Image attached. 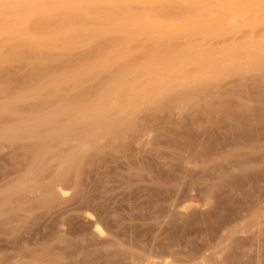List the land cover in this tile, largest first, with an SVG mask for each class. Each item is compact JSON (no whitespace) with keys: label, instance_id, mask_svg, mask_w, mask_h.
<instances>
[{"label":"rangeland","instance_id":"rangeland-1","mask_svg":"<svg viewBox=\"0 0 264 264\" xmlns=\"http://www.w3.org/2000/svg\"><path fill=\"white\" fill-rule=\"evenodd\" d=\"M263 3L0 0V264H264Z\"/></svg>","mask_w":264,"mask_h":264},{"label":"bare ground","instance_id":"bare-ground-1","mask_svg":"<svg viewBox=\"0 0 264 264\" xmlns=\"http://www.w3.org/2000/svg\"><path fill=\"white\" fill-rule=\"evenodd\" d=\"M216 1V0H215ZM257 2H259V3H262V2H264V0H256ZM242 2V1H241ZM264 4V3H263ZM216 5V4H215ZM256 5H258V6H260L258 3L256 4ZM217 6H219V5H217ZM257 6V7H258ZM243 7H245L244 5H243ZM242 7V8H243ZM256 7V6H255ZM254 7V8H255ZM241 8V7H240ZM241 8V9H242ZM246 8V7H245ZM248 10H249V6H248V8H247ZM227 10H228V8H227ZM243 11H244V9H243ZM241 12V11H240ZM246 12V11H245ZM212 14V13H211ZM202 15V14H201ZM241 19V18H240ZM239 19V20H240ZM210 20V19H209ZM209 24H211V23H209ZM227 25V24H226ZM225 26V25H224ZM229 26V25H228ZM262 29V28H261ZM259 30V29H258ZM206 31V30H205ZM205 36V35H204ZM216 43V42H215ZM241 48V47H240ZM234 49H236V48H234ZM247 53V52H246ZM239 55V54H238ZM253 56V55H252ZM146 63V62H145ZM203 66V65H202ZM140 69V68H139ZM139 69H137V70H139ZM165 69V68H164ZM211 69V68H210ZM254 69V68H253ZM208 70V69H207ZM157 71H158V69H157ZM150 72H151V70H150ZM155 72V71H154ZM189 72V71H188ZM133 73V72H132ZM146 73V72H145ZM156 73V72H155ZM134 74V73H133ZM157 74V73H156ZM199 74V73H198ZM142 75V74H141ZM158 75H159V71H158ZM163 75V74H162ZM147 76V75H146ZM150 76V75H149ZM161 76V75H160ZM159 76V77H160ZM163 76H166V75H163ZM158 77V78H159ZM259 77H261V76H259ZM137 78H139L138 76H137ZM155 78V77H154ZM164 78V77H163ZM156 79V78H155ZM165 79V78H164ZM220 80V79H219ZM218 80V81H219ZM245 80V79H244ZM152 82V81H151ZM168 82V81H167ZM166 81L164 82L165 84L167 83ZM171 82V81H170ZM162 82L160 81V84H161ZM213 83V82H212ZM240 83V82H239ZM147 84H148V82H147ZM168 84V86H169V83H167ZM155 85H156V88H158V87H160V85H159V82H156L155 83ZM175 85H177V84H175ZM145 86V85H144ZM147 86V85H146ZM148 87V86H147ZM153 89H155V88H153ZM149 90V89H148ZM147 90V91H148ZM203 90V89H202ZM165 91V90H164ZM241 91V90H240ZM166 92V91H165ZM175 92V91H174ZM177 92V91H176ZM155 93V92H154ZM168 93V92H167ZM178 93V92H177ZM262 93V92H261ZM157 94V93H156ZM113 95V94H112ZM133 95V94H132ZM134 95H136V94H134ZM139 95V94H138ZM159 95V94H158ZM160 96V95H159ZM179 96V95H178ZM148 97V96H147ZM184 98V97H183ZM143 103V102H142ZM114 103H112V105H113ZM101 109V108H100ZM127 109V108H126ZM136 112V111H135ZM101 114V112H98V114ZM94 114V113H93ZM96 114H97V112H96ZM96 114H94V117H92V116H90V117H92V119H90L89 121H88V124L87 123H85L86 121H84V124H87V125H89V126H92L93 128H96V126H98L99 124H100V116L97 114V116H95ZM103 114V113H102ZM88 117V116H87ZM86 117V118H87ZM87 120V119H86ZM102 120V119H101ZM40 122V121H39ZM102 122V121H101ZM42 122H40L39 124H41ZM231 125V124H230ZM100 127V126H99ZM85 128V129H84ZM83 128V131H87L88 130V126L87 127H84ZM231 129V128H230ZM237 129V128H236ZM62 132V131H61ZM240 133V132H239ZM87 134V133H86ZM85 133L83 134L84 135V137H85V135H86ZM93 134V133H92ZM87 135H89V134H87ZM238 137V136H237ZM237 157V156H236ZM64 182V181H63ZM99 228V227H98ZM98 228H96V230L98 229ZM100 229H101V227H100ZM99 231V230H98ZM97 231V232H98ZM102 231V230H101ZM101 231H99V233L101 232ZM103 232V231H102Z\"/></svg>","mask_w":264,"mask_h":264}]
</instances>
